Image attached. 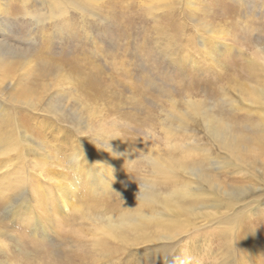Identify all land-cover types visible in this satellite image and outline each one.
<instances>
[{"label":"rangeland","instance_id":"obj_1","mask_svg":"<svg viewBox=\"0 0 264 264\" xmlns=\"http://www.w3.org/2000/svg\"><path fill=\"white\" fill-rule=\"evenodd\" d=\"M260 96L264 0H0V264H264Z\"/></svg>","mask_w":264,"mask_h":264},{"label":"bare ground","instance_id":"obj_2","mask_svg":"<svg viewBox=\"0 0 264 264\" xmlns=\"http://www.w3.org/2000/svg\"><path fill=\"white\" fill-rule=\"evenodd\" d=\"M256 96V95H255ZM259 97V96H258ZM255 98V97H254ZM257 98V97H256ZM263 98H264V96H260V98H259V101L260 100H263ZM250 100V99H249ZM168 161V160H167ZM65 190V189H64ZM142 220H144V216L142 215V217L138 220V221H142ZM143 222V221H142ZM142 222H140V223H142ZM146 224H147V221H146ZM130 227H133V228H141V226L139 225V223L137 222V221H135V222H132L131 223V226Z\"/></svg>","mask_w":264,"mask_h":264}]
</instances>
